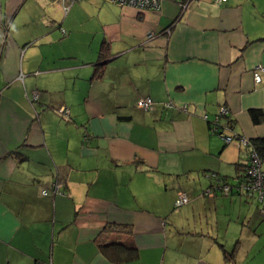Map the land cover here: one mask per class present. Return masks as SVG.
<instances>
[{
	"label": "crops",
	"instance_id": "0c3cea01",
	"mask_svg": "<svg viewBox=\"0 0 264 264\" xmlns=\"http://www.w3.org/2000/svg\"><path fill=\"white\" fill-rule=\"evenodd\" d=\"M23 1L0 0V264H264V202L199 193L247 162L223 135L264 136V0H188L178 17L179 0H38L15 33ZM185 174L201 187L175 212ZM113 241L136 256L112 260Z\"/></svg>",
	"mask_w": 264,
	"mask_h": 264
},
{
	"label": "built area",
	"instance_id": "2783aa9c",
	"mask_svg": "<svg viewBox=\"0 0 264 264\" xmlns=\"http://www.w3.org/2000/svg\"><path fill=\"white\" fill-rule=\"evenodd\" d=\"M64 12L67 10L69 4L74 0H60ZM119 5L130 6L137 10H152L158 12L160 10L161 0H111ZM218 1V0H217ZM186 3L181 5L182 11L184 10ZM170 30L166 28L168 33ZM154 35L153 31H148L146 38H150ZM254 81H259L261 74L264 73V65H258L253 70ZM153 101L149 96L140 97L137 100V105L144 110L152 109ZM164 106H170L171 102L166 101ZM60 111L68 113V109L62 106ZM228 109L224 105H220L219 113L214 119V125L211 127V131L218 132L219 126L217 123L219 115H227ZM206 117V115H204ZM223 139L226 143L234 140L237 142L239 148H246L247 163L241 174L234 177L233 182L227 180L224 181L220 176L215 173H211L210 177L214 178L211 187L205 191L207 194H211L215 191H221L222 193L229 194L232 190L243 193L249 197H254L258 202H264V167H262V159L257 153L256 149L251 145V140L244 136L235 137L234 135H223ZM49 191L52 193L59 192V184L57 181H52L49 187L42 188V194H47ZM188 196L185 191L179 190L176 199L173 202L174 207L180 206L188 202ZM48 264V263H46Z\"/></svg>",
	"mask_w": 264,
	"mask_h": 264
},
{
	"label": "rangeland",
	"instance_id": "374dc122",
	"mask_svg": "<svg viewBox=\"0 0 264 264\" xmlns=\"http://www.w3.org/2000/svg\"><path fill=\"white\" fill-rule=\"evenodd\" d=\"M21 1H23V0H21ZM36 5H39L38 0H24L23 1L22 5H21V9H18L17 12H15L16 14H14V16H13L12 30L15 33L22 32L24 21H27V22L31 23V20H34V18L37 17L36 13H38L40 11V9H35ZM39 6H41V5H39ZM32 12H34V13L32 14ZM34 27H36V26L33 23L30 24V25H26V28H28L29 30L30 29H34ZM232 143H233V141H232ZM205 173H206L205 174L206 178L211 179L210 178V174L212 172H205ZM175 178L176 177H174V179ZM228 179H229V181H231L230 177ZM211 183H212V181H211ZM211 183L209 182V184L204 186V188L202 190H200L199 193H203L204 190L206 191L207 189H209V187H211ZM174 187H175V189L182 190V191H185L187 193L188 190L194 189V188L198 189L201 186L198 183V178H197L196 175L190 174L189 177H187L186 174H185L184 177L179 181V183L176 181V185ZM233 191L235 192V190H233ZM218 193L222 194L221 191H218ZM187 194H189V193H187ZM187 203L188 202H186V203H184V204H182L180 206H177L174 209V211L177 212L178 209H181V208L185 207L187 205Z\"/></svg>",
	"mask_w": 264,
	"mask_h": 264
},
{
	"label": "trees",
	"instance_id": "16d2710c",
	"mask_svg": "<svg viewBox=\"0 0 264 264\" xmlns=\"http://www.w3.org/2000/svg\"><path fill=\"white\" fill-rule=\"evenodd\" d=\"M187 1L188 0H179L180 8H179V12H178L177 17L179 15H181V12H182L181 5L183 3H186ZM177 17H176V19H177ZM175 20L173 22H175ZM173 22L168 27H171ZM102 63L103 62L101 61V62H98L96 64V67L98 68L96 70V72L97 71L100 72V70L102 68V65H103ZM250 113H251V116H252L254 121H258L260 119V117L262 116L261 111L257 110V109H251ZM251 145L253 146L254 149H256L257 153L260 155V157L262 159V157H264V136L251 139ZM246 150H247V147L243 148V149L240 148V151H245V153H246ZM221 178L224 179V181L227 180L223 176ZM211 185H212V183H211ZM110 225L111 224H109L108 227ZM112 225H113L112 227L118 228V229L119 228H122V229H126L127 228V226L126 227L125 226H117L115 224H112ZM128 229L130 231V227ZM125 244L127 245V247H129L131 249V251L124 252L122 247H125V245L123 244V242H120V241H113L110 244L109 243L108 244H103V245H101V247H102V250L108 255V257H110L112 260H115V261H120L122 258L130 259V258L136 256L137 248L134 246V244L131 241H129V242L126 241ZM225 258H229V255L226 254Z\"/></svg>",
	"mask_w": 264,
	"mask_h": 264
}]
</instances>
